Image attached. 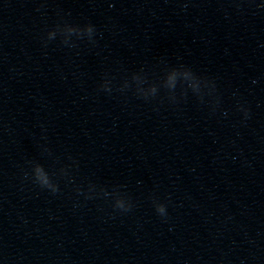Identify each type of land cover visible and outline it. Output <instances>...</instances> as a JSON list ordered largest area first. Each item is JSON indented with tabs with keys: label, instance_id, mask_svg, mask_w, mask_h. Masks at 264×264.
Here are the masks:
<instances>
[{
	"label": "clouds",
	"instance_id": "1",
	"mask_svg": "<svg viewBox=\"0 0 264 264\" xmlns=\"http://www.w3.org/2000/svg\"><path fill=\"white\" fill-rule=\"evenodd\" d=\"M157 210H158L160 213H164V208H163V207H159V208H157Z\"/></svg>",
	"mask_w": 264,
	"mask_h": 264
}]
</instances>
